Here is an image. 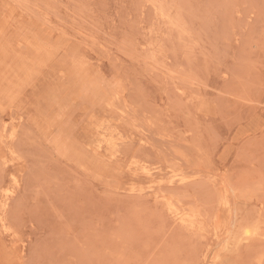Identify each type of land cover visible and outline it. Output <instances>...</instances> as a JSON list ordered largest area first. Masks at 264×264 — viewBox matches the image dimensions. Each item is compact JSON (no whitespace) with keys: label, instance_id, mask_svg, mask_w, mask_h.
<instances>
[{"label":"rangeland","instance_id":"rangeland-1","mask_svg":"<svg viewBox=\"0 0 264 264\" xmlns=\"http://www.w3.org/2000/svg\"><path fill=\"white\" fill-rule=\"evenodd\" d=\"M0 264H264V0H0Z\"/></svg>","mask_w":264,"mask_h":264},{"label":"bare ground","instance_id":"bare-ground-1","mask_svg":"<svg viewBox=\"0 0 264 264\" xmlns=\"http://www.w3.org/2000/svg\"><path fill=\"white\" fill-rule=\"evenodd\" d=\"M246 223H248V222H246ZM245 226V225H244ZM242 230V229H241ZM243 233V232H242Z\"/></svg>","mask_w":264,"mask_h":264}]
</instances>
